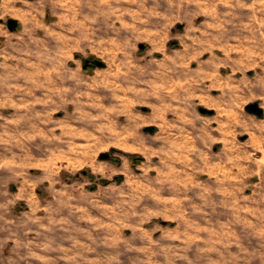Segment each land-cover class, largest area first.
<instances>
[{
    "label": "rangeland",
    "instance_id": "1",
    "mask_svg": "<svg viewBox=\"0 0 264 264\" xmlns=\"http://www.w3.org/2000/svg\"><path fill=\"white\" fill-rule=\"evenodd\" d=\"M251 102L264 0H0V264H264ZM233 120L229 158L153 152L178 124Z\"/></svg>",
    "mask_w": 264,
    "mask_h": 264
},
{
    "label": "crops",
    "instance_id": "2",
    "mask_svg": "<svg viewBox=\"0 0 264 264\" xmlns=\"http://www.w3.org/2000/svg\"><path fill=\"white\" fill-rule=\"evenodd\" d=\"M224 106V105H223ZM231 107V106H230ZM226 109H228V111L234 113L233 108H229V105L225 106ZM181 110V112H180ZM186 107L181 106L179 110H177L178 113H181V118H179L180 120H182V118H184L186 116ZM236 112V111H235ZM152 119L153 120H157L158 118V114L156 113V111L153 112L152 114ZM162 121H164V125H163V129H165L164 127H166L167 122L171 121V119L169 118V115L167 116H162ZM232 116L229 117L226 120H230L232 121ZM169 120V121H168ZM177 120V119H176ZM179 121V120H178ZM236 120H233L231 126H227L226 128H220L218 131H211L208 133H204V134H194L192 135V137L190 138V134H185L184 130L189 129L190 126H188V124H178V127H173L172 129L174 131H171L169 133H167V135H159V143H155L153 145V152L158 151V152H163L165 150H172L177 151V152H187V151H195V152H199V154L202 153V149L196 150L197 146H203L205 145L207 142H212V144H217L220 142H223V149H226V153H225V157L229 158V153H234L235 148H238V143L236 142V138H237V132L234 130V126L237 128V123H234ZM135 124V123H134ZM171 125V123H170ZM154 126V130L155 125ZM172 126V125H171ZM153 130V131H154ZM131 138L135 141L139 138V135L137 133H131ZM231 140V142H230ZM132 141V140H131ZM128 146H133V144L130 143V140L128 138L125 139V141L120 142V146L124 147V149L126 150H137V148H131V147H127L125 145ZM168 148V149H166ZM224 151V150H223ZM217 155V154H216Z\"/></svg>",
    "mask_w": 264,
    "mask_h": 264
},
{
    "label": "water",
    "instance_id": "3",
    "mask_svg": "<svg viewBox=\"0 0 264 264\" xmlns=\"http://www.w3.org/2000/svg\"><path fill=\"white\" fill-rule=\"evenodd\" d=\"M17 25V22L14 20V19H10L9 20V27L11 29H13L14 27H16ZM141 47H144L143 44L140 45ZM100 65H103L102 63H100ZM247 110L252 112V113H255L257 115H262L264 110L263 108L259 105V102H251V104L249 103L247 106H246ZM203 112H211L212 110H206V109H201ZM154 130V126H148L146 127V131H153ZM101 158L103 159H108L110 157V153L108 152H103L101 153L100 155Z\"/></svg>",
    "mask_w": 264,
    "mask_h": 264
},
{
    "label": "bare ground",
    "instance_id": "4",
    "mask_svg": "<svg viewBox=\"0 0 264 264\" xmlns=\"http://www.w3.org/2000/svg\"><path fill=\"white\" fill-rule=\"evenodd\" d=\"M211 74V73H210ZM213 78V77H212ZM215 83V82H214ZM224 83V82H223ZM218 85V84H217ZM210 100V99H209ZM157 113V112H156ZM127 147H131V148H135V147H132V146H128V145H126Z\"/></svg>",
    "mask_w": 264,
    "mask_h": 264
},
{
    "label": "trees",
    "instance_id": "5",
    "mask_svg": "<svg viewBox=\"0 0 264 264\" xmlns=\"http://www.w3.org/2000/svg\"><path fill=\"white\" fill-rule=\"evenodd\" d=\"M138 159H141V156H137Z\"/></svg>",
    "mask_w": 264,
    "mask_h": 264
}]
</instances>
